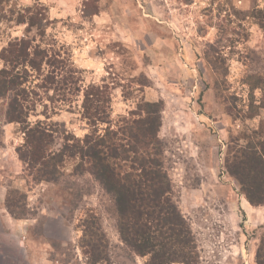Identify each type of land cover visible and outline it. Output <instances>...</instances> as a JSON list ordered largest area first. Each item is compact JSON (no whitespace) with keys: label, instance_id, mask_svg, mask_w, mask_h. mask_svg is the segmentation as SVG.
<instances>
[{"label":"rangeland","instance_id":"rangeland-1","mask_svg":"<svg viewBox=\"0 0 264 264\" xmlns=\"http://www.w3.org/2000/svg\"><path fill=\"white\" fill-rule=\"evenodd\" d=\"M51 1L0 2V54L16 38L48 53L41 76H29L24 64L13 67L22 76L16 92L26 90L20 96L25 111L33 107L27 120L53 129L59 148L66 132L84 137L91 129L82 117L90 84L109 86L115 128L143 102L163 100L165 166L195 237L198 264H258L264 204L248 200L227 160L264 138L262 91L249 84L264 77V0H60L62 15L54 17ZM71 68L78 71L73 75ZM54 69L63 84L57 91L42 87ZM9 99H0V200L1 185L27 199L16 193L22 228L0 216V260L29 264V256H48L53 264H86L82 221L94 212L113 262L145 264L147 256L130 254L122 242L111 196L92 175L77 172V159L67 161L57 182L34 180L17 152L26 123L5 118Z\"/></svg>","mask_w":264,"mask_h":264},{"label":"trees","instance_id":"trees-1","mask_svg":"<svg viewBox=\"0 0 264 264\" xmlns=\"http://www.w3.org/2000/svg\"><path fill=\"white\" fill-rule=\"evenodd\" d=\"M45 50L30 40L16 38L0 54L5 62L0 68V99L10 98L5 112L7 122L26 123L25 141L17 152L29 164L30 175L35 181L57 182L65 173L67 161L77 159V172L84 170L92 175L111 196L120 238L130 254L147 256L145 264H198L195 237L174 200L173 181L165 166V145L160 136L163 100L143 102L139 112L121 117L120 125L115 128L110 112L111 97L107 95L109 86L90 84L84 90L82 105V117L90 125V131L84 137L66 132L61 147L55 148L53 129L41 120L35 123L27 120L33 107L29 105L28 112L25 111L20 96L26 90L16 92L22 76L13 71V67L24 64L29 66V76L33 71L43 75V63L48 57ZM47 63L54 66L56 61L47 59ZM70 70L73 75L78 71ZM60 74L55 69L48 70L42 87L57 91L63 86L59 84ZM249 84L253 92L258 88L262 91L258 107H264V77L258 75ZM64 85L67 87V82ZM30 93L37 95L36 91L30 90L29 96ZM101 124L106 126L100 128ZM227 170L238 180L252 204H264V138L250 140L235 151L227 160ZM10 189L6 206L13 217L24 218L16 210L21 201L17 196L27 199V195L19 189ZM82 226L79 246L86 264H115L100 216L94 212L88 214ZM256 261L264 264V239L258 247Z\"/></svg>","mask_w":264,"mask_h":264},{"label":"crops","instance_id":"crops-1","mask_svg":"<svg viewBox=\"0 0 264 264\" xmlns=\"http://www.w3.org/2000/svg\"><path fill=\"white\" fill-rule=\"evenodd\" d=\"M59 1L60 0H52L51 2H49V7L51 8L50 9V13H51V16L54 17V16H57V15H62L60 12V8L58 7L59 6ZM72 2V0H70ZM69 5V4H67ZM1 50V49H0ZM9 123V122H7ZM5 190H4V196H3V199L0 200V216L7 220H10V224L17 230L18 228H22L24 225H23V219H18V218H15L13 217V215L9 212L7 206H6V186H3L1 185ZM0 217V218H1ZM19 244V243H18ZM20 246V245H18ZM0 256H2L1 252H0ZM9 259H6L5 257H1V260H0V264H10L9 263ZM55 261L54 258L52 257H42V258H39V260L37 261L36 258H32V256H29V264H53V262Z\"/></svg>","mask_w":264,"mask_h":264}]
</instances>
